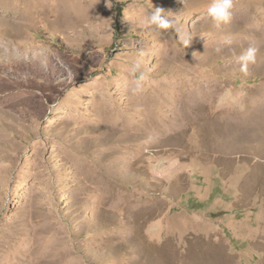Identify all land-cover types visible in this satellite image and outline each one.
<instances>
[{
  "label": "rangeland",
  "instance_id": "obj_1",
  "mask_svg": "<svg viewBox=\"0 0 264 264\" xmlns=\"http://www.w3.org/2000/svg\"><path fill=\"white\" fill-rule=\"evenodd\" d=\"M214 2L0 0V264H264V0Z\"/></svg>",
  "mask_w": 264,
  "mask_h": 264
},
{
  "label": "clouds",
  "instance_id": "obj_2",
  "mask_svg": "<svg viewBox=\"0 0 264 264\" xmlns=\"http://www.w3.org/2000/svg\"><path fill=\"white\" fill-rule=\"evenodd\" d=\"M233 0H215L207 10V16L211 18L212 22L219 27L222 23H227L232 16ZM143 24L145 27L153 28L154 30H167L174 28L179 35L180 42L187 46L189 45L191 38L187 33L181 31L179 27H176L177 20L170 18L162 8H156L152 10L150 14L143 16ZM257 49L255 47H248L243 50L241 54L235 57L236 62L240 65V71L247 74L250 64L256 63ZM130 71L135 74L139 73L138 78L134 81L136 87L133 89V93L142 91L141 81L144 79V73L141 71V65L135 63Z\"/></svg>",
  "mask_w": 264,
  "mask_h": 264
},
{
  "label": "bare ground",
  "instance_id": "obj_3",
  "mask_svg": "<svg viewBox=\"0 0 264 264\" xmlns=\"http://www.w3.org/2000/svg\"><path fill=\"white\" fill-rule=\"evenodd\" d=\"M43 4H44V3H43ZM44 8H46V7L44 6ZM50 10H51V9H50ZM49 12H50V11H49ZM46 13H47V12H46ZM40 14H41V13H40ZM40 14H39V15H40ZM43 14H44V13H43ZM40 16H41V15H40ZM26 18H27V17H26Z\"/></svg>",
  "mask_w": 264,
  "mask_h": 264
}]
</instances>
